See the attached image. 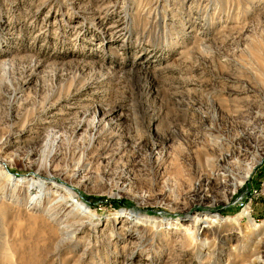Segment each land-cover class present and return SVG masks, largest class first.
<instances>
[{
	"label": "rangeland",
	"instance_id": "obj_1",
	"mask_svg": "<svg viewBox=\"0 0 264 264\" xmlns=\"http://www.w3.org/2000/svg\"><path fill=\"white\" fill-rule=\"evenodd\" d=\"M258 261L264 0H0V264Z\"/></svg>",
	"mask_w": 264,
	"mask_h": 264
},
{
	"label": "bare ground",
	"instance_id": "obj_2",
	"mask_svg": "<svg viewBox=\"0 0 264 264\" xmlns=\"http://www.w3.org/2000/svg\"><path fill=\"white\" fill-rule=\"evenodd\" d=\"M8 176V175H7ZM9 177V176H8ZM209 179H211V177L209 178ZM18 183H20V182H18ZM34 186V185H33ZM39 189H40V192H42V191H44L43 189H42V186H40L39 187ZM68 200H70V197H67L66 195H64V194H62V193H59V192H56V198H55V204L56 205H59V204H61V205H63V204H65V203H67V201ZM76 208L77 209H79V212L77 213V217L79 218V219H81L80 221H81V224L82 223H85V221L84 220H87V221H91L92 220V217H90L91 216V211H90V209L88 208V207H86V206H83L82 204H79V205H77L76 206ZM74 210V209H73ZM197 220L195 221V224H197ZM202 222H212L211 221V219L210 218H208V217H206V218H204L203 220H202ZM194 224V225H195ZM199 224V223H198ZM193 225V226H194ZM191 225H189V226H187L186 227V229H190L189 227H190ZM191 231V230H190ZM189 232V231H188ZM194 233H190L189 234V237H190V239H191V241L193 242V241H195V237H194V235H193ZM257 264H262L261 262H256Z\"/></svg>",
	"mask_w": 264,
	"mask_h": 264
}]
</instances>
